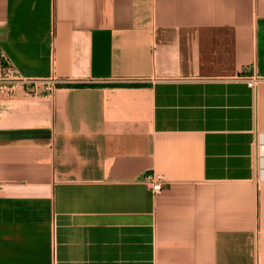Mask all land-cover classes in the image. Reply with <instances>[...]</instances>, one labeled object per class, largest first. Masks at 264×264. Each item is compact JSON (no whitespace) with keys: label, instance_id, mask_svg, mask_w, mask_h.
I'll list each match as a JSON object with an SVG mask.
<instances>
[{"label":"crops","instance_id":"obj_1","mask_svg":"<svg viewBox=\"0 0 264 264\" xmlns=\"http://www.w3.org/2000/svg\"><path fill=\"white\" fill-rule=\"evenodd\" d=\"M4 58L72 83L0 100V264H264V0H0Z\"/></svg>","mask_w":264,"mask_h":264},{"label":"built area","instance_id":"obj_2","mask_svg":"<svg viewBox=\"0 0 264 264\" xmlns=\"http://www.w3.org/2000/svg\"><path fill=\"white\" fill-rule=\"evenodd\" d=\"M254 89L260 82L257 76L241 78ZM72 81L57 78H34L21 75L11 61L3 59V69L0 74V100H15L19 98H48L52 99L55 93L64 86L70 85ZM145 183L151 191L158 195L164 190L165 179L158 175H149Z\"/></svg>","mask_w":264,"mask_h":264}]
</instances>
